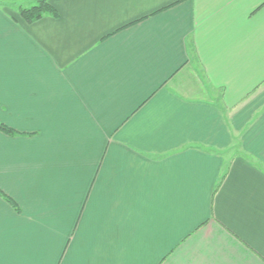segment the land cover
<instances>
[{
	"label": "crops",
	"instance_id": "crops-1",
	"mask_svg": "<svg viewBox=\"0 0 264 264\" xmlns=\"http://www.w3.org/2000/svg\"><path fill=\"white\" fill-rule=\"evenodd\" d=\"M6 1L0 264H264V0Z\"/></svg>",
	"mask_w": 264,
	"mask_h": 264
},
{
	"label": "trees",
	"instance_id": "trees-1",
	"mask_svg": "<svg viewBox=\"0 0 264 264\" xmlns=\"http://www.w3.org/2000/svg\"><path fill=\"white\" fill-rule=\"evenodd\" d=\"M2 4H4V2H0V5ZM15 6L16 5H14L13 8H16L19 17L27 24L34 23L47 15H50L52 17L57 16L56 11L49 4V0H35L34 3L30 6H26V5H17L16 7ZM0 132L10 136L16 135V133L11 128L4 126L1 123H0ZM0 195H2L1 192Z\"/></svg>",
	"mask_w": 264,
	"mask_h": 264
},
{
	"label": "rangeland",
	"instance_id": "rangeland-1",
	"mask_svg": "<svg viewBox=\"0 0 264 264\" xmlns=\"http://www.w3.org/2000/svg\"><path fill=\"white\" fill-rule=\"evenodd\" d=\"M21 1H24V0H9V1H6V2H7V5H8V6H12V5H14V4L21 3ZM25 5H28V6L32 5V1H30V3L28 2V4H25ZM13 7H14V6H13ZM15 7H16V6H15ZM10 9L16 11V8H12V7H10Z\"/></svg>",
	"mask_w": 264,
	"mask_h": 264
}]
</instances>
